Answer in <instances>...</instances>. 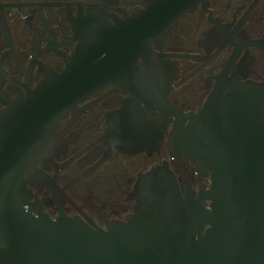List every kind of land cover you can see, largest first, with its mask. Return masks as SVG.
<instances>
[{"label":"water","instance_id":"obj_1","mask_svg":"<svg viewBox=\"0 0 264 264\" xmlns=\"http://www.w3.org/2000/svg\"><path fill=\"white\" fill-rule=\"evenodd\" d=\"M85 9L82 18L70 21L72 35H63L41 48L29 47L30 57L21 82L18 76L24 54L18 51L14 57L0 10V86L6 81L5 87L14 97L12 100L0 90L2 104L13 103L0 110V264H264V78L259 82H235L237 75L232 76L233 80L223 77L240 46L259 45L264 50V36L251 40L228 31L207 58L222 37L203 56L162 53L161 35L136 19L131 17L122 23L112 11L104 14L92 5ZM59 21L56 25L63 34L66 26L61 24L62 17ZM229 38L233 46L219 75L210 76L207 69L209 78L215 80L214 87L202 108L188 121V127L182 129V120L192 111L181 113V108L168 103L163 94L206 64ZM138 50L143 59L154 57V61L145 65L122 64ZM161 56L205 60L162 91L177 62L160 60ZM253 58L243 48L232 67L233 73L244 78L247 70L253 72ZM184 65L182 61L181 70ZM111 71L117 87L80 108L72 104V118L63 130L56 135L48 132L51 120L62 108ZM118 71L128 85L119 81ZM209 78H201L204 87L194 86L207 92ZM116 91L134 96L125 104L126 113L113 119L111 112L102 111L109 116L110 130L57 164L43 146H52L87 107ZM139 100L145 104L138 106ZM152 108L158 111L153 113ZM144 113L147 116L140 121ZM165 113L176 116L169 145L181 185L166 168L151 169L135 191L133 212L125 221L110 220L103 227L98 226L80 208L98 205L78 206L63 191L69 184L60 188L55 183L56 173L50 179L41 170L43 155L59 172L111 133L109 138L115 142L83 171L87 175L119 144L135 150L142 142H148ZM35 148L41 150L40 167L29 160ZM179 152L196 170V192L187 180ZM27 161L39 172L34 180L40 190L46 184L40 175L50 182L42 201L35 195L36 204L40 205L32 208L25 202L33 194L25 195L18 178L22 168L29 169ZM204 174H208L205 189L201 180ZM52 187L73 204L68 208H77L89 221L66 215L61 208L65 201ZM50 191H54L51 201L57 202L58 208L45 212L42 207ZM103 214L99 212L102 218Z\"/></svg>","mask_w":264,"mask_h":264},{"label":"flooded vegetation","instance_id":"obj_2","mask_svg":"<svg viewBox=\"0 0 264 264\" xmlns=\"http://www.w3.org/2000/svg\"><path fill=\"white\" fill-rule=\"evenodd\" d=\"M89 5L104 14L108 11L114 12L122 23L132 17L157 32L161 35L159 48L162 53L200 54L203 56L222 37L218 44H215L205 56L207 58L228 31L251 40L262 39L264 36V0H0V10L14 57H16L18 51L24 54V61L18 76L19 82L24 76L30 57L29 47L41 48L45 43L62 39L63 35L65 37L72 35L73 30L70 21L73 18H82L86 10L85 7ZM60 17L64 20L61 24L66 26V31L63 34L56 25L57 22L60 23ZM2 41L3 36L0 32V43ZM229 41L230 38L206 64L174 86L172 84L177 82L180 76L186 75L202 63L205 58L193 60L189 57H160V60L167 58L170 63L173 59L177 62V64H174L175 70L170 73V82L163 87L162 91L168 86H172V88L164 93L163 97L171 105L179 106L181 113L192 111L191 116L182 120V129L185 126L188 127V121L202 108L205 99L214 87L215 80L212 77L209 78L208 73L210 76L219 75L233 46V44H229ZM243 48H247L248 55L254 57L250 64L254 73L247 70L244 78L238 73H233L232 68L242 55ZM153 61L154 57L143 59L142 52L138 50L123 60L122 64L145 65ZM182 61L185 65L182 66L181 70ZM215 64L216 66H214ZM263 69L264 50L259 45H243L240 46L237 57L232 61L223 77L233 80V77L237 75L238 78L235 82L245 80L259 82L262 80L261 78H264ZM255 73L259 77L254 78ZM104 77L91 84V88L86 89L81 97L72 100L66 107L62 108L51 120L48 132L56 135L63 130L68 120L72 118L70 108L72 104L76 108H80L90 100H94L106 91L117 87L114 83V71L104 75ZM118 77L119 81L128 85V82L121 76V71H118ZM205 77L209 78L210 85L207 87V92H203L205 88H197L200 84L204 87L202 79ZM190 82L189 86L188 83ZM195 84L197 86H194ZM5 85L6 81H3L0 86L1 92L14 100ZM222 85L223 83L219 85L213 98L219 93ZM182 87L183 89H180ZM179 89L180 93L184 95L182 100H179ZM131 98H134V96L129 92L116 91L111 93L87 107L57 142L50 147L43 146V148L57 164L64 163L110 130L109 116L103 114L102 111L111 112L113 119L121 117L122 112L126 113L125 104ZM138 102V106L145 104L142 100ZM12 105L13 103L4 105L0 101V110L4 111L3 108ZM152 111L156 113L158 109L152 108ZM165 115L166 117L156 125V129L148 142H142L141 146L135 150H128L119 144L87 175L83 171L97 162L106 153V149L115 142V139L109 138L111 133L89 147L59 172L55 170V166L47 156L43 155L44 161L41 170L50 179L56 173L55 183L60 188H64L69 184L63 191L78 206L98 205L100 210L98 206L80 207L98 226L103 227L104 222L110 220L125 221L133 212L137 196L135 191L139 189L138 187L141 186L145 174L151 169L166 168L173 174L178 185H181L179 174L171 158L169 145L176 116L168 113H165ZM146 116L147 113H144L140 121ZM40 153L39 148H35L30 152L29 160L37 167L41 166ZM179 156L187 180L196 192V170L187 157H184L180 152ZM27 166L29 167L27 171L22 168L18 172V178L22 181V190L25 195L33 194L29 195L25 202L32 208L33 205H40L36 204L35 195L38 196V201H42L50 182L43 175H40V178L46 183L43 189L40 190L34 180L35 173L39 174V172L29 161H27ZM207 178L208 174L201 175L204 189L207 188ZM52 189L65 201L61 208H64L66 215L77 216L85 222L89 221L77 208H68L73 207V204L55 187H52ZM53 196L54 191H50L45 203H43V211L54 212V209L58 208V203L51 201ZM207 201L208 199L204 200L205 206ZM27 205L22 204V207L27 209ZM100 211L104 212L103 218L99 215Z\"/></svg>","mask_w":264,"mask_h":264}]
</instances>
